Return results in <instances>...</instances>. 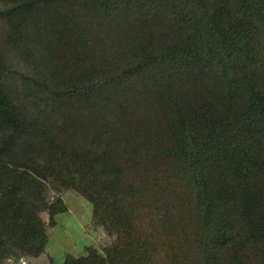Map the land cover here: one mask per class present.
I'll use <instances>...</instances> for the list:
<instances>
[{
    "label": "trees",
    "instance_id": "trees-1",
    "mask_svg": "<svg viewBox=\"0 0 264 264\" xmlns=\"http://www.w3.org/2000/svg\"><path fill=\"white\" fill-rule=\"evenodd\" d=\"M67 190L114 239L49 264H264V0H0V264Z\"/></svg>",
    "mask_w": 264,
    "mask_h": 264
},
{
    "label": "rangeland",
    "instance_id": "rangeland-1",
    "mask_svg": "<svg viewBox=\"0 0 264 264\" xmlns=\"http://www.w3.org/2000/svg\"><path fill=\"white\" fill-rule=\"evenodd\" d=\"M67 191L70 195L66 194V198L70 204L76 206L78 203L75 202V199L78 195H76L74 191ZM67 191H65V193H67ZM52 195L54 196L55 193H52ZM82 200L85 202V206L90 212L92 210V205L85 199L82 198ZM86 212L87 211H85V213ZM43 218L48 220V213H43ZM59 220V225L55 231L49 229V234L52 235V237L47 244V252L55 253L58 256H61L65 253L76 256L83 255L86 253V250L84 249V245L86 243H91L94 246L103 248L104 246L109 245L114 239V237L110 236L102 226L95 225L93 221L92 223H89L88 218H84L83 220H78L75 222L72 221V216L70 214H66L64 217H60ZM43 259L44 261H47L46 256L43 257ZM32 262L35 264V262L37 263V260L35 261V259L32 258ZM40 263L41 261L39 260L38 264Z\"/></svg>",
    "mask_w": 264,
    "mask_h": 264
},
{
    "label": "crops",
    "instance_id": "crops-1",
    "mask_svg": "<svg viewBox=\"0 0 264 264\" xmlns=\"http://www.w3.org/2000/svg\"><path fill=\"white\" fill-rule=\"evenodd\" d=\"M69 191H73V190H69ZM71 193V192H70ZM74 193H76V195H78V196H76V199H75V202H77L78 204H76V206L75 205H72V204H70L69 203V201H68V199L66 198V194H68V191H67V193H65V192H63L62 193V196H63V198L65 199V201H66V203L68 204V206H69V210H68V212H66V213H63V214H59L58 216H57V220H58V223H57V225L55 226V227H53V228H49L50 230L52 229V230H54L55 231V229L57 228V226L59 225V219H60V217H64L66 214H70L71 216H72V221H78V220H83L84 218H88V222L90 223H92V210L89 212L88 210H87V207L85 206V202L82 200V198H80L81 196L77 193V192H75L74 191ZM68 195H70V194H68ZM85 211H87L86 213H85ZM87 223V222H86ZM48 229V235H49V241L51 240V237H52V235H50L49 234V232H50V230ZM54 235V234H53ZM58 235V234H57ZM49 241H48V243H49ZM92 244L91 243H86L85 245H84V249L86 250L87 249V247L88 246H91ZM69 253H65V254H63V255H61V256H58L57 254H55V253H50V252H47V246H46V251L41 255V256H39V257H37V258H34L35 259V261L37 260V263L35 262V264H38L39 263V260L41 261V263L40 264H49L50 263V259L51 258H54L56 261H58V262H63L64 261V259H65V257L68 255ZM47 257V261H44V259H43V257Z\"/></svg>",
    "mask_w": 264,
    "mask_h": 264
},
{
    "label": "built area",
    "instance_id": "built-area-1",
    "mask_svg": "<svg viewBox=\"0 0 264 264\" xmlns=\"http://www.w3.org/2000/svg\"><path fill=\"white\" fill-rule=\"evenodd\" d=\"M4 264H33V262L29 256H10L4 261Z\"/></svg>",
    "mask_w": 264,
    "mask_h": 264
}]
</instances>
